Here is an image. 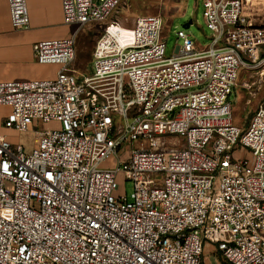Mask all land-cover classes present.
<instances>
[{
    "label": "built area",
    "instance_id": "obj_1",
    "mask_svg": "<svg viewBox=\"0 0 264 264\" xmlns=\"http://www.w3.org/2000/svg\"><path fill=\"white\" fill-rule=\"evenodd\" d=\"M124 1L61 0L75 32L33 46L56 78L0 82V264H206L205 246L264 264V99L243 127L231 103L241 68L264 67V15L203 0L210 43L178 31L167 56L163 17L124 26ZM8 6L28 29L27 1ZM30 129L32 152L3 132Z\"/></svg>",
    "mask_w": 264,
    "mask_h": 264
},
{
    "label": "rangeland",
    "instance_id": "obj_2",
    "mask_svg": "<svg viewBox=\"0 0 264 264\" xmlns=\"http://www.w3.org/2000/svg\"><path fill=\"white\" fill-rule=\"evenodd\" d=\"M254 5L257 6L258 4ZM203 13V0H126L121 3L112 19L124 26L131 27L137 16L161 15L165 23L164 41L166 43V55L170 56L176 49L178 40L176 33L178 31H185L198 48L208 46L211 41V32L206 26ZM259 15H264V12L259 13ZM190 20L192 23L188 28H185L184 25ZM74 32L75 29L71 33ZM82 35L84 36L85 34L83 33ZM98 35L97 32H89L88 35L84 36V45L87 47L88 54H91L94 49ZM178 44L181 45L182 41L180 40ZM263 99L264 67H242L231 95L234 122L241 127L245 126L253 111ZM6 111L7 109L0 108V117L5 115ZM44 128L45 125H38V130ZM3 132L6 133L10 141L22 145L26 152H32L37 148L35 131L32 129L26 132L10 130H4ZM118 182L121 185V191L125 192L130 200L134 188L133 182L126 180L123 174L119 175ZM212 251L213 248L211 246H205V263L219 264L217 258L211 254Z\"/></svg>",
    "mask_w": 264,
    "mask_h": 264
},
{
    "label": "crops",
    "instance_id": "obj_3",
    "mask_svg": "<svg viewBox=\"0 0 264 264\" xmlns=\"http://www.w3.org/2000/svg\"><path fill=\"white\" fill-rule=\"evenodd\" d=\"M26 1L30 25L28 29L18 30L11 23L8 0H0V82L55 79L60 67L38 63L33 46L44 40L68 38L75 29L64 24L61 0ZM254 8L259 14L258 7Z\"/></svg>",
    "mask_w": 264,
    "mask_h": 264
},
{
    "label": "bare ground",
    "instance_id": "obj_4",
    "mask_svg": "<svg viewBox=\"0 0 264 264\" xmlns=\"http://www.w3.org/2000/svg\"><path fill=\"white\" fill-rule=\"evenodd\" d=\"M245 1V3H247V4H249V5H251L252 7H257V6H255L254 4H251V2L250 1H248V0H244Z\"/></svg>",
    "mask_w": 264,
    "mask_h": 264
},
{
    "label": "water",
    "instance_id": "obj_5",
    "mask_svg": "<svg viewBox=\"0 0 264 264\" xmlns=\"http://www.w3.org/2000/svg\"><path fill=\"white\" fill-rule=\"evenodd\" d=\"M192 23V21L190 20L187 24L184 25L185 28H188L190 26V24Z\"/></svg>",
    "mask_w": 264,
    "mask_h": 264
}]
</instances>
